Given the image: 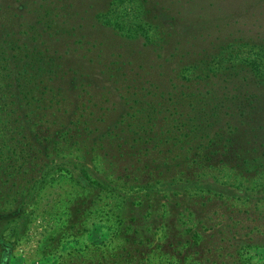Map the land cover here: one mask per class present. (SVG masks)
<instances>
[{
	"label": "rangeland",
	"instance_id": "obj_1",
	"mask_svg": "<svg viewBox=\"0 0 264 264\" xmlns=\"http://www.w3.org/2000/svg\"><path fill=\"white\" fill-rule=\"evenodd\" d=\"M0 32L49 59L58 73L55 83L76 73L75 88L62 92L52 109L57 116L75 110L76 120L102 128L123 113L126 126L116 131L127 133L142 114L126 111L168 93L167 101L183 113L213 111L214 126L227 121L233 145H254L251 161L264 162V0H0ZM244 97L253 102L252 110ZM187 134L175 146L160 144L163 156H185L203 133ZM126 162L117 161L111 170L100 155L93 171L120 182L115 176L128 174L120 173ZM20 177L15 181L24 182ZM262 183L261 169L243 177L222 165L201 167L184 200L204 228L227 217L229 208L248 210L252 224H264L257 217L264 209ZM202 193L215 199L201 204L196 195ZM24 196L31 202L25 213L0 217V240L9 246L0 255L6 264H264V247L246 248L242 237L238 252L234 246L232 253H219L227 243L200 238L196 246L176 244L166 253L159 247L164 229L153 227L162 208L128 207L116 191L80 187L64 172ZM127 198L139 195L129 191ZM177 222L182 228L195 221L182 215ZM179 233L170 228L171 235Z\"/></svg>",
	"mask_w": 264,
	"mask_h": 264
},
{
	"label": "trees",
	"instance_id": "obj_2",
	"mask_svg": "<svg viewBox=\"0 0 264 264\" xmlns=\"http://www.w3.org/2000/svg\"><path fill=\"white\" fill-rule=\"evenodd\" d=\"M57 76L56 68L49 59L40 56L34 49H28L24 42L12 39L8 33L0 32V204H3L0 206V217L16 214L17 211L25 213L31 202L24 194H34L50 175L64 172L80 187L116 191L122 195V204L128 207L162 208L160 213L164 212L158 214V222L153 227L164 229L160 234V240H164L159 247L164 248L166 253L176 248V244L196 246L200 238L202 243L203 239L215 238L216 244L227 243L229 247L220 245L219 253H232L230 247L234 246L236 250L233 252H238V239L241 237L244 240L239 242H245L246 248L264 247V224H252L253 218L248 210L232 211L229 208L228 214H224L227 217H220L213 226L204 228L201 220L191 218L193 212L184 200L188 187L201 167L219 168L222 165L243 177L253 175L260 169L264 171V162L258 164L251 161L255 160L251 157L254 145L251 148L233 145L227 121L223 123L224 127L214 126L213 111L202 116L183 113L170 104V100L167 101V93L151 104L135 109L132 107L130 113L126 111L129 116L142 114L138 126L131 128V125H127L130 130L127 133L116 131L126 126L123 113L105 127H90L86 125L90 124L87 120L74 118L72 114L75 110L68 113L64 109V116L61 117L52 111L63 98L61 93L76 86V73L65 76L66 79L64 76L59 78L65 80L62 84L55 83ZM244 101L249 105L248 109L254 108L248 97H244ZM162 110L169 112L170 118L162 117L159 120L163 123L157 125L159 120L155 115ZM144 111L146 113H142ZM227 115L224 114V117ZM142 121L151 124L147 126ZM188 132L203 134L187 148L185 156L176 155L178 158L174 156L169 159L163 156L164 149L160 148V144L162 146L165 141H170L175 146L182 141L180 136L188 137ZM106 146H110L112 152ZM73 151L78 154L73 155ZM100 155L111 170L116 167L117 161L127 160L120 173L125 171L128 174L118 173L115 178L120 182L115 183L104 175L98 176L93 171V163ZM16 175H20L24 182H16ZM261 189L259 192L264 194V183ZM129 191L139 195V199H128ZM12 194L13 203L8 202L7 205ZM212 194L218 196L217 192ZM214 196L209 193L197 194L196 200L205 204L215 199ZM236 213L241 215L239 219H233ZM258 214V219L264 220V209ZM182 215L188 221L195 222L179 227L177 221ZM182 222L185 224L187 221ZM172 227L180 230V233L171 235ZM168 247L171 249L168 250ZM8 250L9 246L0 240V255L5 256ZM0 260L3 261L1 264H6L4 257Z\"/></svg>",
	"mask_w": 264,
	"mask_h": 264
}]
</instances>
